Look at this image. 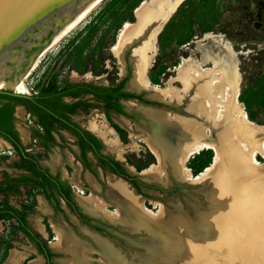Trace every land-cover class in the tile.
<instances>
[{"label":"rangeland","instance_id":"374dc122","mask_svg":"<svg viewBox=\"0 0 264 264\" xmlns=\"http://www.w3.org/2000/svg\"><path fill=\"white\" fill-rule=\"evenodd\" d=\"M147 1H102L55 46L44 52L48 46L45 38L41 45L27 51L24 65L27 70L33 62L39 60L37 67L25 80L26 96L36 95L54 79V84L60 87L76 83L120 86L121 92L140 97H124L119 100L124 114L114 110L106 111L103 106H79L71 116L74 123L101 141L102 153L121 164L135 178L137 187L113 173L109 167H104L95 153L89 151L84 157L76 139L61 124H57V131L53 134L55 143L40 139V130L31 110L17 105L14 121L24 149L39 165L68 187L77 212L84 217L81 219L66 201L51 194L49 188L43 189L19 181L20 177L32 175L20 167L22 159L15 149L8 145L10 148L3 151L6 144L0 138V208L9 205L19 213H24L23 223L29 231H23L20 223L9 216H0V264H12V258L18 264H66L75 257L71 252L62 253L66 252L62 247L52 248L51 244L58 237V231L71 234L91 250L90 256L96 261L100 260V256L95 236L109 241L117 249L120 258L128 264H142L141 257H145L148 264H175L186 258V255L179 254L176 259L172 254L173 236L164 234L156 240L151 237V229L131 228L120 221L96 215L75 192V186H79L87 196H99L113 210L118 202L111 197L110 180H121L144 199L149 210L160 212L164 219L173 216L171 221L177 224L196 225L199 221L197 218L206 212L202 208L211 204L215 192L210 183V171L206 170L214 164V150L202 151L188 161L187 167L195 177L193 181L184 182L176 177L167 163L164 166L166 174L159 178L143 174L160 165L145 140L162 132L164 128L147 116L145 109L162 113L169 122H173V119L168 114H173L174 118L176 115L183 116L206 124L205 120L188 110L194 91L189 92V96L186 95L184 102L179 104L177 98L169 95L156 97L154 91L132 86L135 59L133 48L122 50L119 40L124 26L136 23L135 12ZM189 1L176 11L158 35V52L147 71V78L150 83L161 88L179 89L181 83L177 77L186 58L202 60V67L207 69L213 60L212 54L216 61L218 58V62H222L225 61L224 55L231 52L236 62V73L241 75L238 100L244 106L248 119L264 130V0ZM232 77L233 80L237 78L236 74ZM66 101L98 104L91 95L81 99L67 97ZM103 121L112 128L122 144L123 159L117 152L108 151V147L90 128L91 123L101 124ZM133 141L138 144V148L134 147ZM258 160L264 165V158L258 156ZM90 179L97 186L90 184ZM41 225H44V230ZM187 236L192 238L190 234ZM38 241L46 246L48 254L40 249Z\"/></svg>","mask_w":264,"mask_h":264},{"label":"bare ground","instance_id":"6f19581e","mask_svg":"<svg viewBox=\"0 0 264 264\" xmlns=\"http://www.w3.org/2000/svg\"><path fill=\"white\" fill-rule=\"evenodd\" d=\"M102 1L94 0L73 14L55 33L44 52L66 37ZM168 18L169 16L161 20L160 25L150 31H141L142 26L137 22L132 25L125 24L119 44L122 50L126 47L133 48L135 59L132 86L154 91L156 97L169 95L177 98L179 104L184 102L189 92L194 91L188 110L205 120L206 124L183 116L176 115L174 118L173 114H168L170 119H173V122H169L170 120L162 113L145 109V114L164 128L162 132L145 140L160 165L145 169L143 174L159 178L166 174L164 166L167 163L176 177L184 182L193 181L195 177L187 167L188 161L202 151L214 150V164L206 170L210 171V183L215 192L211 197V204L202 208L206 212L197 218L198 225L177 224L171 221L173 216L164 219L160 212L149 210L144 204V199L121 180H110L111 197L118 202L113 210H110L109 204L99 196H87L79 186H75V192L85 206L96 215L120 221L131 228L151 229V237L156 240L164 234L173 236L172 254L176 259L179 258V254L186 255L183 262L175 264H264V165L258 160V156L264 158V130L262 126L249 119L247 122L245 119L246 110L238 100L241 75L236 73V62L231 52L224 55L225 61L222 62H218V58L216 61L212 54L213 60L207 69L202 67L204 65L202 60L186 58L177 77L181 83L179 89L161 88L150 83L147 71L153 65V59L158 52L157 37ZM126 36L129 40L124 42ZM38 63L39 60L33 62L25 75L14 84L16 93H27L25 80ZM234 74L237 76L236 80H233ZM5 76L6 69L4 74L0 72V89L8 85ZM90 128L108 147V151L117 152L123 159V146L106 121L101 124L91 123ZM132 144L139 147L135 141ZM89 181L90 184L97 186L93 179ZM41 228L44 230V225H41ZM187 234L192 235V238H188ZM57 236L51 244L52 248L62 247L66 251L62 253L71 252L75 257L66 264H128L120 258L117 249L106 239L94 237L100 256V260L96 261L90 256L91 250L71 234L58 231ZM11 262L18 264L13 258ZM140 263L148 264L145 257H141Z\"/></svg>","mask_w":264,"mask_h":264},{"label":"trees","instance_id":"16d2710c","mask_svg":"<svg viewBox=\"0 0 264 264\" xmlns=\"http://www.w3.org/2000/svg\"><path fill=\"white\" fill-rule=\"evenodd\" d=\"M187 1H185L181 7L184 6ZM192 1L194 0L189 1V3ZM54 82V79L51 80L45 88L41 89L36 95H32L30 97H15L0 93V136H2L5 131L11 132L13 130L15 108L17 105H24L31 110L34 116L37 117L38 124L43 128V133L39 132L38 134L40 139L55 143L53 134L57 131V124H61L76 139L84 157L89 151L95 153L104 167H109L113 173L137 187V181H135V178L131 177L121 164L102 153L103 145L101 141L93 133L82 129L74 123L71 120V116L75 113L76 108L79 106H103L106 111L114 110L118 113L124 114L123 106L119 103V100L124 97H140L135 94H126L121 92L120 86L106 87L92 83H76L60 87L56 86ZM86 95H91L98 101V104L89 105L82 103L81 101L74 103L66 101L67 97L81 99ZM14 134L17 135L18 133L14 132ZM15 150L22 159L20 167L32 175V177H20L18 180L23 183L34 185L35 187L38 186L43 189L49 188L51 194H56L66 201V203L71 206L73 211L82 219L84 216L77 212V208L70 197L68 187H66L60 179L54 177L46 169L39 165V163L24 152L18 144H16ZM4 214L11 218L17 217L18 222L21 225V229L26 233H29L23 223L24 213H19L15 208L9 205H4L0 208V216ZM38 242L40 249L44 253L48 254L49 251L46 246L42 242Z\"/></svg>","mask_w":264,"mask_h":264},{"label":"water","instance_id":"95a60500","mask_svg":"<svg viewBox=\"0 0 264 264\" xmlns=\"http://www.w3.org/2000/svg\"><path fill=\"white\" fill-rule=\"evenodd\" d=\"M93 1L0 0V72L4 74L6 69L5 80L8 83L0 89V93L30 97L14 91V84L29 69L26 70L24 66L27 51L41 45L45 38L48 45L73 14ZM185 1L187 0H149L136 10V22L142 26L141 31L155 30L160 21L169 16L168 22ZM128 38L126 36L124 42ZM14 74L20 76L15 77ZM245 119L248 122L247 115Z\"/></svg>","mask_w":264,"mask_h":264},{"label":"flooded vegetation","instance_id":"af4514ba","mask_svg":"<svg viewBox=\"0 0 264 264\" xmlns=\"http://www.w3.org/2000/svg\"><path fill=\"white\" fill-rule=\"evenodd\" d=\"M19 106H22V107H24V109H29V108H27L26 106H24V105H19ZM30 110V109H29ZM31 114H32V112H31ZM33 115V114H32ZM15 116V115H14ZM33 118H34V120L36 121V123H37V125H39L38 124V119H37V117L36 116H34L33 115ZM40 126V125H39ZM41 127V126H40ZM42 128V127H41ZM40 130V129H39ZM14 132H17L18 134L17 135H15L14 134ZM43 132V128H42V130H40V133H42ZM4 134L2 135V136H0V138H2V139H4L13 149H15V146H16V144H18L21 148H22V150L24 151V152H26L28 155H29V153H28V151L27 150H25L24 149V146L22 145V143H21V137H20V132H19V129H18V127L16 126V123H15V121H14V128H13V130L11 131V132H8V131H5V132H3ZM30 156V155H29ZM21 157V156H20ZM2 208V207H1ZM17 210V209H16ZM4 215H6V214H4ZM11 218V217H10ZM11 219H14V220H16L17 222H18V219H17V217H14V218H11ZM19 223V222H18Z\"/></svg>","mask_w":264,"mask_h":264},{"label":"crops","instance_id":"0c3cea01","mask_svg":"<svg viewBox=\"0 0 264 264\" xmlns=\"http://www.w3.org/2000/svg\"><path fill=\"white\" fill-rule=\"evenodd\" d=\"M3 141L5 142V148L3 149V151H6L7 149H9L10 147L8 146L9 144L3 139Z\"/></svg>","mask_w":264,"mask_h":264},{"label":"built area","instance_id":"2783aa9c","mask_svg":"<svg viewBox=\"0 0 264 264\" xmlns=\"http://www.w3.org/2000/svg\"><path fill=\"white\" fill-rule=\"evenodd\" d=\"M38 128L40 129V130H42V128L38 125Z\"/></svg>","mask_w":264,"mask_h":264}]
</instances>
